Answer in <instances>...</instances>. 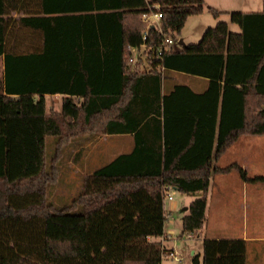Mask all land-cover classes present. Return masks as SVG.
<instances>
[{
  "label": "trees",
  "instance_id": "1",
  "mask_svg": "<svg viewBox=\"0 0 264 264\" xmlns=\"http://www.w3.org/2000/svg\"><path fill=\"white\" fill-rule=\"evenodd\" d=\"M156 1L160 28L144 38L147 0H0V264H160L167 249L150 237L164 233L166 185L203 192L183 216L191 233L203 227L213 173L264 181L236 161L215 163L240 134H264V5L230 11L239 32L219 20L198 42L156 57L205 0ZM142 44L148 62L131 69L130 46ZM175 72L206 86L171 83ZM57 93L61 107L48 106ZM97 133H130L133 147L55 205L48 189L63 148ZM202 264H247V241L204 238Z\"/></svg>",
  "mask_w": 264,
  "mask_h": 264
},
{
  "label": "rangeland",
  "instance_id": "2",
  "mask_svg": "<svg viewBox=\"0 0 264 264\" xmlns=\"http://www.w3.org/2000/svg\"><path fill=\"white\" fill-rule=\"evenodd\" d=\"M207 5L205 3L203 12L189 15L181 31L174 33L178 41L183 38L185 43L198 42L204 32V25L206 27L214 26L219 20L227 21L226 18L228 17L223 12L219 13L222 18L216 21L217 16L213 14ZM243 5L247 9H258L256 7H259L252 3L249 4V2ZM233 24L237 30L232 27L230 29L239 32V25L237 23ZM174 46L178 48L181 44L175 42ZM139 54L147 64L145 47L142 46ZM2 74V62L0 61V78ZM179 79L185 81L184 78L179 77ZM185 79L190 81L189 77ZM50 103L60 108L62 103L60 95L48 96L47 105L50 106ZM249 138L262 139L264 135H247V139ZM46 141L47 159L50 161L55 153V136L48 135ZM132 143V136L125 134L97 133L72 140L63 148V152L57 160L59 175L56 182L49 186V200L57 206L70 203L82 191V180L86 172L109 161L118 153L129 150ZM247 145L244 146L245 148L247 147L246 155H250V153L254 152V145H248L251 146L249 148ZM234 146L230 147L215 163L228 165L237 160L240 157V153L236 147L239 146L240 149L244 147L241 146V143H236ZM259 173L258 170L251 169L248 171L250 176ZM244 181L247 183L245 190L241 185ZM229 182L234 185V189L228 187ZM170 191H172L175 199L181 195V191L174 186L170 188ZM209 195L211 198L207 211L205 231L203 233L198 231L190 236L187 232L176 234L175 251L181 256V260L177 261L170 256L165 258L166 264H194L192 250L195 249L197 253H203L204 235L209 230L215 229L221 233H242L243 229H246L249 234L264 235V212L262 207L264 206V181H246L237 170L227 173H213ZM218 197L223 201L222 204L218 205ZM165 200H167L168 204L170 203V199L165 198ZM217 209H222V213H218ZM164 255L166 256V252H164Z\"/></svg>",
  "mask_w": 264,
  "mask_h": 264
},
{
  "label": "crops",
  "instance_id": "3",
  "mask_svg": "<svg viewBox=\"0 0 264 264\" xmlns=\"http://www.w3.org/2000/svg\"><path fill=\"white\" fill-rule=\"evenodd\" d=\"M248 2H249V4L252 3V4H255L256 6H259V7H256L258 9H247V7H243L244 6L243 4H247ZM205 3L208 4L207 5L208 7H210V6L215 7L220 12H223V14L225 13V15H227V17H228V18H226V20L229 23V28L232 27L234 30H237L236 26H234V24H233L234 22H232L230 20V11H232V10L258 11V10H261L263 8L264 0H205ZM20 14H21L20 12L19 13L14 12V16H19ZM221 16L222 15L217 16L216 21H218L220 18H222ZM204 28H206V25H204ZM239 28H240V26H239ZM180 47H178V48H180ZM175 49H177V48L175 47ZM0 61L2 62V69H3V74H4V57H3V55H0ZM3 74H2V77H3ZM172 77L173 78H170V79H172L171 83H174V81L189 83L193 87V89L196 91H201L206 86L205 80L200 79V78H195V77L192 78L190 76H185L182 73L175 72ZM179 77L184 78L185 81H181L179 79ZM186 77H189L190 81L186 80L185 79ZM57 95H60V97L62 99L61 94L57 93ZM50 96H56V94L50 95ZM118 135H121V134H118ZM125 135L132 136L133 143L131 144V146L129 148V150H131V148L133 147V144H134V137L130 133H127ZM247 135L257 136V135H264V134L242 133L239 135V137L235 141H233L227 147L225 152H227V150L230 149V147H235L234 145L236 143H241V146H243V147L247 144L251 145V146L254 145L253 146L254 152H252V154L250 153V155H246L247 154V147L240 149L239 146H237L238 148L236 147V149L239 150L240 157H238V159L235 161L238 162L239 164H241V166L243 168H245L247 172L251 169L252 170H258L260 172L259 174L264 175V173H262V172H264V138H262V139H260V138H249V139H247ZM251 146H248V148ZM129 150H127V151H129ZM235 161H233V162H235ZM221 166H224V165H221ZM233 170H236V169H233ZM231 171H229V172H231ZM225 173H227V172H225ZM211 180H212V175L210 178V183H211ZM210 183H209V187L206 191V196H207L206 216H205V221H204L203 227L199 230L201 233H203L206 229L205 227H206L207 211H208V206H209L210 198H211V196L209 195ZM241 185H242V188L244 190L247 188V183L245 181L242 182ZM228 187H230L231 189H234V185L230 182L228 184ZM202 193H203L202 191H197L196 193H187V192L181 191L180 197L177 199H175L173 197L172 199H170L169 204L167 203V200L164 199V209H165V216H166L164 233L160 236H151L150 238L152 240L160 241L161 244L164 247H166L167 250H172V249L175 250V242L177 240L175 238V236L179 232L182 234V232H183V216L188 212V208L185 210L183 208H184V206L189 207L190 202L196 196L201 195ZM211 195H213V194H211ZM217 202L219 205V204H222L223 201L220 200V198L218 197ZM262 207H263V212H264V206H262ZM216 211L218 213L219 212L222 213V209H217ZM192 233H196V232H191V233H187V234L190 236V235H192ZM208 237H211V238H221V237L244 238L247 241V264H264V235L249 234L246 229H243L242 233H221L220 231L218 232L215 229H213V230H209L205 233L204 238H208ZM192 253L194 255L195 254L198 255V259H199L198 264H202L203 253L202 254L200 252L197 253L195 249L192 250ZM167 257H170V256H167V255L165 256L163 254V258H162L160 264H166L165 258H167ZM193 261H194V258H193Z\"/></svg>",
  "mask_w": 264,
  "mask_h": 264
},
{
  "label": "built area",
  "instance_id": "4",
  "mask_svg": "<svg viewBox=\"0 0 264 264\" xmlns=\"http://www.w3.org/2000/svg\"><path fill=\"white\" fill-rule=\"evenodd\" d=\"M149 2L148 6L149 9L148 11H144L142 13V19L146 23V29L143 33V37L146 38L148 34V29L150 26H158L160 28V19L163 16V13L161 11V5L158 1L156 0H147ZM178 43L179 41L177 40V37L173 36H168L165 35L162 43L155 48L154 54L156 57H161L162 53L166 50H171L175 49L174 43ZM145 47V52L147 53V48L146 44H142L141 46H136V45H131V59H130V68L134 69L136 67V63L138 59L141 57L139 54L141 52V48ZM172 185H166L163 191V197L164 199H172L173 198V193L170 191V188ZM166 255L173 257L175 260L179 261L181 260V256L177 254L175 250H166Z\"/></svg>",
  "mask_w": 264,
  "mask_h": 264
},
{
  "label": "water",
  "instance_id": "5",
  "mask_svg": "<svg viewBox=\"0 0 264 264\" xmlns=\"http://www.w3.org/2000/svg\"><path fill=\"white\" fill-rule=\"evenodd\" d=\"M179 43L182 44V45L185 44L184 39H183V38H180V39H179ZM187 208H188V206H184L183 209L185 210V209H187Z\"/></svg>",
  "mask_w": 264,
  "mask_h": 264
}]
</instances>
